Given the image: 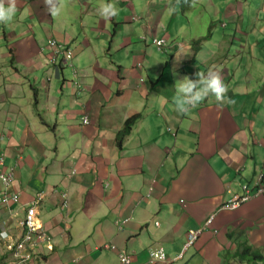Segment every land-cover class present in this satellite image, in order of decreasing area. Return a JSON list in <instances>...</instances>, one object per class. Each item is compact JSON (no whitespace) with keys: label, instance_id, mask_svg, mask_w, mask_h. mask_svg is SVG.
I'll use <instances>...</instances> for the list:
<instances>
[{"label":"crops","instance_id":"obj_1","mask_svg":"<svg viewBox=\"0 0 264 264\" xmlns=\"http://www.w3.org/2000/svg\"><path fill=\"white\" fill-rule=\"evenodd\" d=\"M37 1V8L30 9L32 18L49 24L48 15L44 21L40 16L48 13L45 0ZM116 1L125 12L123 18L106 20L104 25H83L82 40L61 32L53 34L71 41L77 62L86 65L81 70L86 91L78 94L73 88L67 102L68 95L61 90L64 104L59 101L57 105L66 108L61 111L65 121H56L57 126L50 128L53 133L47 130L44 136L23 144L5 131L14 120L20 130L18 117L0 115V130L6 133L0 132V156L5 157L8 167H14L12 189L20 194L19 203L9 208L0 203V232L5 228L19 233L18 223L28 205L43 194L38 217L52 234L55 246L28 264H118V252L106 248L109 244L133 252L135 264H146L149 249L159 247L166 248L172 261L182 252L189 230L200 229L213 215V227L203 231L190 256L169 264H236L224 260L226 253L240 254L247 246L264 252V194L235 210H221L234 195L243 194L244 185L253 187L264 173V72L250 69L246 60L252 47H264V40H258L253 25L239 38L235 31L227 44L212 31L216 37L213 43L199 48L192 34L185 33L184 40L181 31L191 30L190 19H180L178 9L171 12L169 0H148L141 10L128 0ZM236 4L231 1L229 7L216 9L224 28L227 21L240 18V3ZM18 7L25 12L27 5ZM135 14L140 17L138 21H133ZM110 22L113 27H107ZM87 31L95 34L94 40ZM33 34L28 43L25 37L20 38L19 28L6 34L7 39H19L17 52L10 57L15 70L17 63L37 64L45 59L46 53L40 52L39 39ZM165 37L170 45L163 54L153 39ZM229 44L234 51L249 52L232 55L233 51L226 48ZM151 47L157 48V53L150 55L147 49ZM180 52L185 62L193 65V75L182 69L185 77L195 80L199 72H219L228 87L227 98L234 102L217 105L209 97L189 113H177L172 98L180 79ZM118 56L119 60L113 61ZM204 58L213 65H207ZM109 59L118 63L117 82L113 75L117 65L115 69L111 66L110 73L98 65L111 63ZM146 61L155 66L166 62L163 73L158 68L145 73ZM229 64L232 67L226 69ZM257 109L258 116L254 113ZM8 116L11 119L4 123ZM85 117L89 124H84ZM129 120L131 133L120 141ZM132 134L138 138L134 143ZM73 168L77 171L70 177ZM66 190L70 207L62 211V192ZM10 211L15 214L10 215ZM218 214L223 215L216 218ZM3 245L0 238V264H11Z\"/></svg>","mask_w":264,"mask_h":264},{"label":"rangeland","instance_id":"obj_2","mask_svg":"<svg viewBox=\"0 0 264 264\" xmlns=\"http://www.w3.org/2000/svg\"><path fill=\"white\" fill-rule=\"evenodd\" d=\"M231 1L234 6L237 5L236 2L240 3V18L235 16L234 22H232L231 20L227 21L229 24L226 28H224L220 22L221 17L217 16L216 9H218L219 7H229ZM107 2H114L116 4V7L119 9V14L115 17V19H122L125 12L119 5V2H117L116 0H62L63 9L61 14L58 17L52 16L49 24H42L37 18H32L30 12L31 6L37 8V5L40 4V1L16 0L17 6L25 3L27 4V8L24 10L25 12L17 7V11L12 22H10L9 24H0V115L2 113L15 115L20 121V124H18L20 125V130H18L17 124L15 125V120L8 123V127L5 128L6 133H10L7 134L8 137H11L12 139H20L22 140V143L25 144L26 142H31L32 138H34L35 136H44V133L47 130L53 133V131H51L48 127H45V125L48 124L49 126L54 127L56 121L57 123H60L62 120L65 121V117L62 115L61 111L66 108L64 106L58 108L57 105L59 101L64 104V94H61V87H63L65 93L68 95V102L72 94L74 93V84L71 82L75 81L76 77L74 76L73 68H68L66 70L67 76L65 77V79H67V83H65L64 78H59L57 76L53 64L50 63L47 59L37 61V64H32L34 61H29L26 65L23 62L17 63V70H15L11 65L10 57L12 56L13 51L17 52L16 44L19 39H7L6 34L9 33L11 29L17 30L19 28L20 38L25 37L24 41L25 43H28L30 38L34 36V32L36 33L42 47L47 46L49 37L52 36L55 32L69 34V36L71 35V37L74 36L82 40L84 38L83 25L89 27L94 26L95 24L104 25L106 23V20L101 18L97 14V11L94 13V10H97L98 7ZM127 2H132V5L136 6L138 10H141L142 6L145 7L147 5L148 0H128ZM176 9H178L180 12V19H184V16H188L190 19L189 27L191 30L181 31L183 37L185 38L184 40H186V37L184 36L185 33H187L188 35L192 34L191 37L193 39L194 37L196 38L197 47L199 48L203 44H206L208 42L213 43L212 40L216 37H221V41L227 44L228 41L232 40V34L235 35V31L238 32V36L236 37L239 38L240 36H242V34L247 35L248 31L253 27V25L256 29L255 31H258V40H264V0H196L193 8L187 13H184L182 11L181 3L176 6ZM139 14L141 15V13ZM170 14L168 15V17L165 16L166 20L170 19ZM40 16H42L41 21L49 19L47 14H44V16L40 14ZM53 21L55 26H52ZM107 27H113V23L110 22ZM30 28L33 29V32L30 30ZM212 31L216 37L212 35ZM87 32L89 37L93 38L94 40L95 34H93V32ZM173 32L175 33V30ZM246 38L247 36H245V39ZM242 41L243 40L240 39L237 40V42H240L241 45H243L244 42ZM262 45H264V42L262 43ZM212 47H210V49H212ZM226 48L233 51L232 55L237 54L236 52L244 51V54L246 51H250V53L246 55V60H249L248 67L250 69L253 68L258 72H264V47H252V49L249 51L245 49H236V51H234L232 44H229V46H226ZM153 51L157 53V48L151 47L147 49V52L150 55ZM50 52H52V50H48L47 54H49ZM160 52L163 53L165 51L161 50ZM179 54L181 55L179 56L181 59V66L180 71L178 72V76L180 77L179 81H181L186 76L182 74L183 68L185 69L187 75H193L194 72L192 63L189 61L185 62L184 54L182 52H180ZM168 56L171 58L170 55ZM190 56L192 59H197V56L194 54H191ZM84 57L86 59L88 55L85 54ZM36 59L37 54L35 60ZM81 59L83 58L80 57V60ZM117 60H119V56L117 59H113V61ZM203 60L207 62V65H213V62H209L207 58H204ZM109 61L111 63H104V61H100L101 64L98 65L100 67H107L104 71H107L108 73H110L109 70L111 69V66L115 69V66L117 65L118 69L114 70L113 75H115L114 81H118V63H112L111 59H109ZM238 61L240 64L243 63L242 60ZM81 62L82 61H80L77 65L80 70H83L84 68H86V65L85 63ZM146 63L148 64V61H146ZM239 63H237L235 66H238ZM30 64L32 65L30 66ZM158 65L159 64L155 66L153 63L148 64V66L145 67V73L155 72V68H158L160 73H163L166 62H164L162 66ZM231 67L232 64H229V66H226L225 68L230 69ZM227 74L230 75V72ZM50 78L52 79V81ZM145 78L149 84V87L152 88V83L147 80L146 75ZM31 79L33 81V85H35L36 82L39 87L38 108L37 106H35L34 92L32 90V82L30 81ZM110 79H112L111 76ZM48 81L49 84L47 85ZM9 89L10 96H8L6 93ZM254 113L256 116L260 114L258 109L255 110ZM9 119H11V116H8V118H3V122L7 123ZM84 120L90 122L89 118L87 117H85ZM5 131L3 129L0 130V132L6 135ZM143 132H145V130H142V135ZM132 135L134 137L132 138V143H134L135 139L138 140V138L137 134ZM54 138L55 134L52 139ZM124 138L125 137H122V140H124ZM174 143H177V139H174ZM257 180H259V177L257 178ZM222 215L223 214H218L216 218H219ZM194 248L195 247L187 251L185 260L190 256V252ZM245 256L246 263L247 261H251L252 264H264V262H258L257 258L251 255V253H248ZM224 257V260H226L227 263L235 262L236 264H239L244 259V256L242 255L236 256V252L226 253ZM199 260V258H195V261Z\"/></svg>","mask_w":264,"mask_h":264},{"label":"clouds","instance_id":"obj_3","mask_svg":"<svg viewBox=\"0 0 264 264\" xmlns=\"http://www.w3.org/2000/svg\"><path fill=\"white\" fill-rule=\"evenodd\" d=\"M180 2L181 0H176L175 5H173L172 4L173 0L172 3L171 0H169V7L171 8L172 11H176V6L179 5ZM185 2H187V0H185ZM45 4L48 8L47 15L50 17V19L52 16L58 17L61 14L63 9L62 0H45ZM25 5L27 4L25 3ZM16 11H17L16 0H0V24H9L10 22H12L16 14ZM96 11L97 14L105 20H111L116 16H118L119 14V9L116 7V4L114 2L104 3L100 7H98ZM139 18L140 17L137 14L133 15V21H138ZM146 39H147L146 37L143 38L144 41ZM161 39H165L166 42L164 48L165 49L168 48V46L170 45L169 44L170 40L166 37ZM161 39L154 38L153 44L155 46H158L155 40H161ZM180 46L182 47L183 44ZM157 48L161 51L159 47ZM45 50L53 51V55L51 59L53 63H55L56 61L59 62L62 59L65 65L69 64L70 65L69 67L73 68L74 76L76 77V79L71 83L74 84V88L77 90L78 94H82L84 91H86V86L81 80L82 72L76 65L77 55L72 48L71 41L65 42L64 39H60V38L59 41H56L52 38V36H50L48 39L47 48L46 46L43 47L42 50H40V52H44ZM44 58L46 59L45 56ZM48 84L49 81L47 82V85ZM227 92H228V87L224 83L223 78L219 72L215 70H210L207 74L199 72L197 73V79L193 80L188 77H184L183 80L178 81L175 84V95L172 98V105L177 113L184 115L189 113L192 109L198 107L209 97L214 98L217 105H224L225 103H233L234 101H231L230 99L227 98ZM84 119H83L84 124L90 123L88 121H85ZM0 169L10 171L13 178L12 183L8 186H5L3 183L0 182V186H2L3 188L2 190H0V203L3 206L9 208L14 204L19 203L20 201V194L13 191L12 189V184L14 183L15 180V169L14 167L7 166L6 159L3 155L0 156ZM76 171L77 169L73 168L70 177L74 176L76 174ZM260 176H263L262 181L264 182V173H261L259 175V179ZM258 181L259 180L255 181L253 187L248 184L247 185L250 186V188L253 191L254 186ZM4 196H6L7 198L6 202H3L5 198ZM15 196H17L18 198L17 201H13V198ZM42 200H43V194H39L38 199L32 202L30 205H28L25 216L21 218L18 223L20 228L19 233L13 234L11 229H5V228L0 232L1 242L2 245L4 244L3 247L4 250L6 251L5 255H9L12 260V262L9 263L28 264L34 261L36 258H42V255H44L46 248L49 250L54 249L55 246L54 238L52 234H50V232L43 226V224L40 222L38 217V206ZM69 207H70V193L69 191L66 190L62 192L61 209L62 211H67L69 210ZM31 208L35 209L34 223L36 227L35 231H33L32 233L29 232L30 227L24 225V223L28 219V215L30 213L29 211ZM221 210L223 209L221 208ZM14 214H15L14 211H10V215H14ZM213 216L214 218L212 222L209 225H207L208 221ZM213 216H211L210 219L207 220L204 226H202L200 229H203V231L211 229L210 227H213L212 224L215 219V215ZM200 229L189 230L187 235V242L185 243L182 252L172 261L169 258L165 247L150 248L148 254V260L146 264H169L170 262L174 263L177 261H182L185 258L187 251L196 246V243L198 242V240L200 239L203 233L202 231L199 234L197 240L193 245L185 249V246L189 242L190 232L198 231ZM106 248L118 252V258H119L118 264H122V260L125 259L124 257H122V255L124 254L130 257L131 264H135L134 253L129 251L128 249L120 248L115 244H109L106 246ZM255 249L256 247H254V249L252 248L253 251L252 255L257 258L258 262H264V252H259ZM162 254H165L163 258H161ZM238 255L240 254H236V256ZM243 261L245 262V258L243 259Z\"/></svg>","mask_w":264,"mask_h":264},{"label":"built area","instance_id":"obj_4","mask_svg":"<svg viewBox=\"0 0 264 264\" xmlns=\"http://www.w3.org/2000/svg\"><path fill=\"white\" fill-rule=\"evenodd\" d=\"M156 44L158 45V47L161 49L164 48L165 45V39H161V40H155ZM12 174L10 173V171H6L3 169H0V182L3 183L5 186H8L12 183ZM263 176H260V179L258 182H256L255 187H257V191L254 192V190L252 191V189L250 188V186L245 185L244 186V192L241 195H234L233 199H231V201L226 202L223 206L222 209L223 210H235L237 208H239L243 203H246L248 201H250L253 197L260 195L261 193H264V182L262 181ZM4 200L3 202H6L7 198L6 196H4ZM17 196H15L13 198V201H17ZM29 215H28V219L27 221L24 223V225H27L30 227L29 232L32 233L33 231H35L36 227H35V223H34V216H35V209L31 208L29 211ZM214 216L208 221L207 225H209L212 220H213ZM203 231V229H200L198 231H191L189 234V242L187 243V245L185 246V249H187L189 246L193 245L195 243V241L197 240L199 234ZM165 256V254L161 255V258H163ZM122 257H124L125 259L122 260V264H131V259L130 257H128L127 255H122Z\"/></svg>","mask_w":264,"mask_h":264},{"label":"trees","instance_id":"obj_5","mask_svg":"<svg viewBox=\"0 0 264 264\" xmlns=\"http://www.w3.org/2000/svg\"><path fill=\"white\" fill-rule=\"evenodd\" d=\"M174 1L176 2V0H173V4H175ZM195 1L196 0H187V2H185V0H181L180 3H181L182 11L184 13L189 12L193 8V5H194ZM44 14H46V13H44ZM31 17H34V16L31 15ZM30 30H33V29L30 28ZM52 38L54 40H56V41H59V37H56L55 35H52ZM36 43L38 44L39 49L42 50L43 47L41 46L40 42L39 41H36ZM47 45H48V43H47ZM156 47H158V46H156ZM46 48H47V46H46ZM166 49L165 48H163V49L161 48V50H166ZM45 51H44V53H46V55H44V56L46 57L47 60H49L50 63L53 64V67H54V69L56 71L57 76L59 78H64V82L67 83V79H65V77L67 76L66 70L68 68H70L69 67L70 65L69 64L65 65L62 59L59 62L56 61L55 63H53L52 60H51L52 59V55H53V51L50 52L49 54H47V52H45ZM30 81L32 82V90L34 92L35 106H37V108H38V105H39V99H38L39 98V87H38V84L37 83H35V85H33L32 79ZM62 89H63V87H61V90ZM44 121H45V118H44ZM47 125L48 124H46V126ZM56 126H57V124L55 122V126L54 127H56ZM48 128L50 129L52 127L51 126H48ZM131 128H132V122H131V120H129V121L126 122L125 129H124V131L121 134V137L119 139L120 141H122V137H125L126 135H129L130 134ZM257 189L258 188L254 186V192L257 191ZM243 253H245V254L252 253V247L251 246H247L246 248H244L243 252L240 253V255L243 256Z\"/></svg>","mask_w":264,"mask_h":264}]
</instances>
